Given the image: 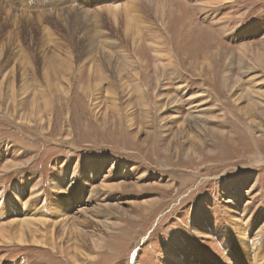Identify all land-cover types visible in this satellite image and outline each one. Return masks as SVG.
<instances>
[{
	"label": "rangeland",
	"instance_id": "obj_1",
	"mask_svg": "<svg viewBox=\"0 0 264 264\" xmlns=\"http://www.w3.org/2000/svg\"><path fill=\"white\" fill-rule=\"evenodd\" d=\"M0 225V264H264V0H0Z\"/></svg>",
	"mask_w": 264,
	"mask_h": 264
},
{
	"label": "bare ground",
	"instance_id": "obj_2",
	"mask_svg": "<svg viewBox=\"0 0 264 264\" xmlns=\"http://www.w3.org/2000/svg\"><path fill=\"white\" fill-rule=\"evenodd\" d=\"M132 1V0H131ZM134 2V1H133ZM127 4H130L129 2L127 3ZM129 6V5H128ZM127 7V6H126ZM116 8V9H115ZM117 8H118V6L117 7H114V9H112L113 10V14H115L116 13V10H117ZM110 10H111V8H109ZM128 20H129V18H128ZM139 32V30L136 32V34L137 35H140V33H138ZM136 35V36H137ZM140 36H137V37H135V39H138ZM140 39V38H139ZM156 51V50H155ZM112 89V88H111ZM112 91V90H111ZM192 99V98H191ZM200 104V103H199ZM199 107V106H198ZM201 110L199 111V114H197V110H196V114H195V118L196 119H199V120H201L202 118H203V115L201 114ZM194 113V112H193ZM93 197V196H92ZM60 214V213H59ZM39 218V217H38ZM39 220H41V223L43 224V225H46V220L43 218H39ZM35 222V221H34ZM33 221H32V218H24L23 219V221H22V223L21 224H23L21 227H22V234H20L18 237H20L19 238V241L20 242H25V240H23L24 239V236H25V231H27V229H25V227L28 225V224H30V226H32L33 225V223H34ZM37 222V221H36ZM40 222H38V224H41ZM36 224V223H35ZM51 225V224H50ZM30 226H28V227H30ZM34 226V225H33ZM39 225H37L36 227H38ZM40 227H41V225H40ZM46 227H48V224H47V226ZM27 228V227H26ZM39 228V227H38ZM8 229H6V225H0V236L2 235V236H4V233H6L5 231H7ZM37 230V229H36ZM50 231L51 232H53V230L52 229H50ZM27 233V232H26ZM237 233H238V235L240 236V239H243L244 238V229L242 228H238V230H237ZM24 235V236H23ZM30 240V239H29ZM242 241H244V240H242ZM245 243V242H244Z\"/></svg>",
	"mask_w": 264,
	"mask_h": 264
}]
</instances>
